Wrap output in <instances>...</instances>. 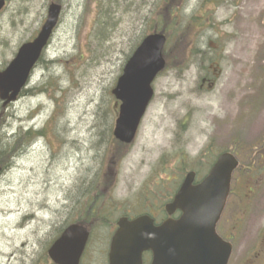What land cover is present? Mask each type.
<instances>
[{"label": "rangeland", "instance_id": "374dc122", "mask_svg": "<svg viewBox=\"0 0 264 264\" xmlns=\"http://www.w3.org/2000/svg\"><path fill=\"white\" fill-rule=\"evenodd\" d=\"M99 1L96 8L86 0H59L64 14L27 88L42 93L7 107L0 102V131L10 148L26 131L47 128L46 137L16 152L0 176V264H47L59 231L81 217L91 226L82 264H107L117 221L145 213L160 221L161 207L177 191L173 183L187 173L200 180L227 151L240 153L242 167L254 169L257 178L264 173V0H172L176 12L170 0ZM6 2L0 71L37 36L52 0ZM169 12L183 25L207 12L214 26L199 31L186 61L176 64L175 50L165 57L169 65L153 84L155 97L135 143L109 168L119 110L111 92L136 46L162 15L172 17ZM167 35L165 55L176 32L168 27ZM204 77L216 78L212 89L211 81L200 89ZM106 173L115 178L111 197L107 189L96 192ZM249 183L235 172L233 193H246ZM252 184L258 206L236 233L230 264H243L264 226V179ZM227 206L222 225L239 211L233 195ZM94 213L102 218L99 226Z\"/></svg>", "mask_w": 264, "mask_h": 264}, {"label": "water", "instance_id": "95a60500", "mask_svg": "<svg viewBox=\"0 0 264 264\" xmlns=\"http://www.w3.org/2000/svg\"><path fill=\"white\" fill-rule=\"evenodd\" d=\"M5 1L0 0V11ZM61 6L51 4L47 20L37 37L24 43L13 60L0 71V100L3 107L17 101L31 73L56 29ZM164 34L146 37L126 63L112 95L120 103L113 136L122 144L134 142L141 121L154 97L152 84L165 69ZM238 161L222 154L209 174L194 185L196 174L188 173L173 201L165 207L169 217L155 226L149 216L122 218L111 239L108 264H143V254L151 252V264H228L232 251L217 234L216 226L230 194ZM1 173V169H0ZM90 237L81 225L67 227L48 250L54 264H80Z\"/></svg>", "mask_w": 264, "mask_h": 264}, {"label": "trees", "instance_id": "16d2710c", "mask_svg": "<svg viewBox=\"0 0 264 264\" xmlns=\"http://www.w3.org/2000/svg\"><path fill=\"white\" fill-rule=\"evenodd\" d=\"M107 0H102V3L104 2V4L106 3ZM214 2V4H222L224 2V0H212ZM52 2L55 3H59V0H52ZM168 6H171V9L174 10V12H176L177 10V6L176 4L172 3V0L167 1ZM86 5L88 7H96L99 8L101 6V1L99 0H86ZM169 14L172 16L171 18L167 19L165 17V15H162L164 17H161L159 19V21L157 22L156 26H155V30L151 33H163L166 36L167 35V28L168 27H172V30L174 32H176V38H175V43H173V47L171 52H169V54L165 55V57L167 58L168 55L171 56V53L175 50L177 51V55L175 56V59L177 60L176 64H180L183 61H186L187 57L186 54L187 52L191 49L192 47V41L193 39L200 33L199 31L201 29H203L204 27H209L212 28L213 25V21L212 19L207 17V12L205 13H200V15L197 16H193L190 20H187V23L185 25H183L182 23L177 24L176 22V18H175V14L169 12ZM174 14V15H173ZM199 14V13H197ZM103 16L101 14L98 13V16ZM140 43V42H139ZM196 53L198 54V52H201L200 50L195 49ZM264 55V54H263ZM43 62V61H42ZM213 64V63H211ZM169 65V64H168ZM209 65L207 64L204 68V71L209 72ZM42 93V88L40 87H36L32 90L26 91L24 92V96H32V95H36ZM5 121V119L3 120ZM0 121V126L1 125ZM3 124V122H2ZM1 128V127H0ZM22 132V130H21ZM1 134V131H0ZM47 135V128H43L41 130L38 131H33L32 129H30V131H26L24 133V135H21V141L18 144V146L16 147V149L14 150L13 147H9L10 144L6 143V135L5 134H1L0 135V145L2 146L0 148V168L2 169V172L4 173L5 171H7L8 169H10L11 164H12V158L15 155L16 152H18L20 149H22L25 146H28L29 144H31L32 142H34L36 139H38L39 137H46ZM111 140H113V149H112V153H111V157H110V163H109V168L110 166H114L115 164H119L123 158L126 156L125 154L127 153V151L129 150V148L131 146H126L123 144H120L119 142H117L114 138H112ZM94 181H92L90 183V185H92ZM115 183V178L112 175V173H106L105 175H103V178H101L98 182H97V190L96 192L100 191L101 189L106 190L107 189V197H111L114 193V185ZM86 184V183H85ZM174 184L175 189L178 190L181 181H177ZM83 185V183H82ZM155 185L159 186V184L155 183ZM106 196H104V198H106ZM171 197V196H170ZM95 197L94 200L95 201H101V198ZM153 196L150 198V200H153ZM172 199V198H171ZM171 199L169 201H171ZM164 210V205L161 207V211L163 212ZM95 216L94 222H95V226H99L100 225V220H102L101 217H99L97 214H92ZM77 224H80L82 226H86L89 229L91 228V226L88 225V222L86 220L85 217H81L77 222H75ZM91 223V222H89ZM62 230L59 231L58 236L61 234ZM45 263L47 264H51V262L48 260L47 256H45Z\"/></svg>", "mask_w": 264, "mask_h": 264}, {"label": "flooded vegetation", "instance_id": "af4514ba", "mask_svg": "<svg viewBox=\"0 0 264 264\" xmlns=\"http://www.w3.org/2000/svg\"><path fill=\"white\" fill-rule=\"evenodd\" d=\"M217 64H215L216 66ZM212 68V66H210ZM206 81H212L209 77H204L203 82ZM235 156L239 161V170L237 171V174L240 175L241 179H247L248 182H250L248 185V190L246 193L244 192H234L231 195L235 197L236 199V205L239 211L236 213L235 216L231 218V220H228L226 222H221L219 223L217 227V232L218 235L227 242L234 243V239L236 237V233L241 231V228L244 226L246 223V220L249 218V213H250V208L255 205V207L258 206V193L255 192L253 188L252 182L257 181L258 179L262 180L264 179V173H262L260 178L256 177V171L254 169L251 171L250 169H246L245 167H242L243 165L241 164V154L235 152ZM264 163V161H263ZM236 174V175H237ZM261 206V205H259ZM227 208V207H226ZM240 211L242 213L240 214ZM264 214V212H262ZM155 218V217H154ZM162 218L160 221H158L155 218V223L156 225L161 224L164 220ZM229 222L231 224V227H225L226 223ZM264 226L260 230L259 236L256 240V245L254 246V250L247 256H245L243 260V264H264Z\"/></svg>", "mask_w": 264, "mask_h": 264}, {"label": "bare ground", "instance_id": "6f19581e", "mask_svg": "<svg viewBox=\"0 0 264 264\" xmlns=\"http://www.w3.org/2000/svg\"><path fill=\"white\" fill-rule=\"evenodd\" d=\"M73 154H71V156H72Z\"/></svg>", "mask_w": 264, "mask_h": 264}]
</instances>
